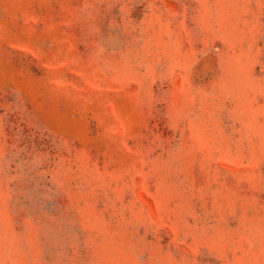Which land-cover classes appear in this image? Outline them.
Returning <instances> with one entry per match:
<instances>
[{"label":"rangeland","instance_id":"374dc122","mask_svg":"<svg viewBox=\"0 0 264 264\" xmlns=\"http://www.w3.org/2000/svg\"><path fill=\"white\" fill-rule=\"evenodd\" d=\"M0 264H264V0H0Z\"/></svg>","mask_w":264,"mask_h":264}]
</instances>
